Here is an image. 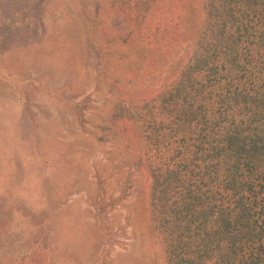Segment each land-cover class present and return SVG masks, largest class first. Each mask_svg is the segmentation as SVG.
<instances>
[{"label":"rangeland","instance_id":"374dc122","mask_svg":"<svg viewBox=\"0 0 264 264\" xmlns=\"http://www.w3.org/2000/svg\"><path fill=\"white\" fill-rule=\"evenodd\" d=\"M202 18L203 0H0V264H166L142 141L112 113Z\"/></svg>","mask_w":264,"mask_h":264},{"label":"trees","instance_id":"16d2710c","mask_svg":"<svg viewBox=\"0 0 264 264\" xmlns=\"http://www.w3.org/2000/svg\"><path fill=\"white\" fill-rule=\"evenodd\" d=\"M112 119L142 141L166 264H264V0H203L187 58Z\"/></svg>","mask_w":264,"mask_h":264}]
</instances>
